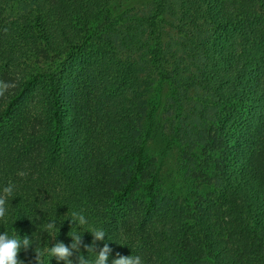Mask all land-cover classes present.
Segmentation results:
<instances>
[{"label":"trees","instance_id":"trees-1","mask_svg":"<svg viewBox=\"0 0 264 264\" xmlns=\"http://www.w3.org/2000/svg\"><path fill=\"white\" fill-rule=\"evenodd\" d=\"M126 4L0 0V187L18 194L0 231L70 245L82 211L109 264H264V0ZM162 117L181 195H163L147 148ZM36 247L18 258L39 264Z\"/></svg>","mask_w":264,"mask_h":264},{"label":"clouds","instance_id":"clouds-1","mask_svg":"<svg viewBox=\"0 0 264 264\" xmlns=\"http://www.w3.org/2000/svg\"><path fill=\"white\" fill-rule=\"evenodd\" d=\"M7 87L8 85L6 84L0 85V93L6 90ZM16 197H18L17 185L14 182L9 181L6 185L0 187V219L8 217L9 201L12 202ZM69 212L70 214L68 213L66 220L70 219L74 225L69 233L72 240L70 245H66L64 242H57L54 246H49L48 244L40 246L41 239L38 241L35 234L34 238L27 235L21 236L13 227L14 230L6 229L0 231V264H24V261L18 258V254L22 250L27 251L34 244L37 245L36 251L38 248L41 249V251H37L39 264L42 254L47 256L50 261L55 258L57 264H60V262H63V264H109L113 252L109 244L104 243L99 252L96 251V242L105 241V237L108 235L106 230L102 227L91 226L88 217L82 211ZM57 220V217L47 216L45 221L39 225V232L41 234L47 233L51 238H55L56 236H53V233L57 232V230L59 231ZM84 232H90L94 238L92 245H84L88 253L87 256L81 252ZM74 255L76 259H73ZM111 264H145V261L139 253H133L130 256H122L117 253L116 258L111 259Z\"/></svg>","mask_w":264,"mask_h":264},{"label":"rangeland","instance_id":"rangeland-1","mask_svg":"<svg viewBox=\"0 0 264 264\" xmlns=\"http://www.w3.org/2000/svg\"><path fill=\"white\" fill-rule=\"evenodd\" d=\"M126 8H130L134 13L143 15L152 7L153 0H125ZM166 113V110H164ZM165 116V115H164ZM161 122L158 131L153 134L148 141L147 148L150 155L156 157L160 163L162 174L161 190L163 195H181L185 192L186 186L179 178V161L181 150L178 143L172 139V134L166 128L165 117L160 118Z\"/></svg>","mask_w":264,"mask_h":264}]
</instances>
